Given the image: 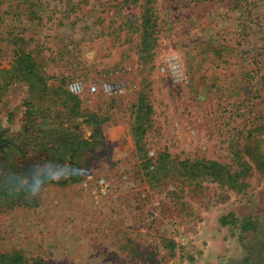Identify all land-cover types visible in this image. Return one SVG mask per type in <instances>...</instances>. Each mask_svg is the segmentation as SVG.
Here are the masks:
<instances>
[{
    "label": "rangeland",
    "instance_id": "374dc122",
    "mask_svg": "<svg viewBox=\"0 0 264 264\" xmlns=\"http://www.w3.org/2000/svg\"><path fill=\"white\" fill-rule=\"evenodd\" d=\"M146 3L0 0V134L17 136L30 104L41 111L30 133L61 123L91 143L79 156L88 162L82 179L47 183L36 206L1 208L0 254L46 264H228L260 236L242 228L264 224V0ZM146 8L157 42L142 55L136 25ZM28 63L45 84L32 82ZM73 80L97 86L76 114L58 91ZM102 82L122 92L104 94ZM140 98L150 113L137 140ZM93 112L105 120L95 123ZM162 154L175 161L165 172ZM198 159L232 172L245 163L246 186L178 174L177 162Z\"/></svg>",
    "mask_w": 264,
    "mask_h": 264
},
{
    "label": "trees",
    "instance_id": "16d2710c",
    "mask_svg": "<svg viewBox=\"0 0 264 264\" xmlns=\"http://www.w3.org/2000/svg\"><path fill=\"white\" fill-rule=\"evenodd\" d=\"M153 0H146V5H149ZM201 1V0H197ZM140 22L136 25V29L139 31V52L140 54H146L148 51H151L157 42L156 38V16L154 11H150L149 8H146L139 16ZM29 58L30 53L25 54ZM141 57V56H140ZM35 67L34 63H28L27 68L30 70L33 75V83L45 84L44 77L38 72H34L33 68ZM30 90L32 88L30 87ZM58 91H61L62 96H65V100L71 101L73 105L68 108L69 112L76 114L80 111L81 97L72 94L67 89L59 88ZM29 103V102H28ZM30 105V104H29ZM27 105V114L28 119L22 125L17 136L10 139L4 138L0 134V211L2 207L13 208L19 206H36L38 205V197L36 198H26L23 193H12L9 190L8 185V174H29L32 170V167L37 164V156L41 152L47 153L46 161H54L63 164H70L78 169L77 174L60 180V184H66L68 182L78 181L82 179L85 171L83 168L84 165L79 162L80 153L90 148L91 143L88 140L78 138L70 128L65 127L61 123L57 127L44 126L40 129L36 128L33 133L29 131L35 126L34 124H29L31 120H35L32 115L38 114L41 111L35 109L34 107H29ZM64 105V104H63ZM65 106V105H64ZM136 117L134 120V136L137 140L141 139L144 131V120L148 117L150 113L149 104L140 98L137 104H135ZM95 123H100L104 121L105 118H99L96 113H89ZM37 116V115H36ZM44 119L45 115H43ZM48 123V122H46ZM43 124V123H42ZM239 157L240 154L236 152ZM67 157L68 163L62 162L64 157ZM82 155V154H81ZM66 160V159H65ZM88 163V162H87ZM84 167H86L88 164ZM148 163L147 162L145 164ZM175 164L174 159H170L168 154H162L160 159V164L158 165L161 171L165 172L169 164ZM179 168L177 169L178 174L186 179H195L198 177H210L213 180L220 182L222 185H226L232 189H243L246 186V181L243 179L247 166L245 163L240 162V169L232 172L230 167L226 164L219 163L216 161H206V160H184L177 162ZM252 228L253 233L256 231L259 232V235H256L252 241H250L245 246V255L239 262H234L232 260L228 264H264V224L252 223L250 221L245 222L242 230ZM170 244H173V240H169ZM0 259H6V264H46L40 259L35 260H26L21 255L15 253L12 257L5 256L0 254Z\"/></svg>",
    "mask_w": 264,
    "mask_h": 264
},
{
    "label": "clouds",
    "instance_id": "9594fccd",
    "mask_svg": "<svg viewBox=\"0 0 264 264\" xmlns=\"http://www.w3.org/2000/svg\"><path fill=\"white\" fill-rule=\"evenodd\" d=\"M78 169L70 164L54 161L35 164L29 174H8L9 190L12 193H23L26 198H36L50 182H58L77 174Z\"/></svg>",
    "mask_w": 264,
    "mask_h": 264
},
{
    "label": "built area",
    "instance_id": "2783aa9c",
    "mask_svg": "<svg viewBox=\"0 0 264 264\" xmlns=\"http://www.w3.org/2000/svg\"><path fill=\"white\" fill-rule=\"evenodd\" d=\"M136 84H132L131 88H136ZM101 91L102 93H106L107 95H113V93L117 94V93H121L122 92V86H118L117 88H115V90L112 89V85L111 83H107V82H102L101 83ZM68 90L69 92H71L74 95H77L79 97H82L84 95V93H95L97 92V86L95 84H84L82 81L80 80H73L68 84ZM99 186H100V190L99 193L104 195L107 193V184L105 183V181L103 180V178L100 179L99 181Z\"/></svg>",
    "mask_w": 264,
    "mask_h": 264
},
{
    "label": "crops",
    "instance_id": "0c3cea01",
    "mask_svg": "<svg viewBox=\"0 0 264 264\" xmlns=\"http://www.w3.org/2000/svg\"><path fill=\"white\" fill-rule=\"evenodd\" d=\"M193 205V204H192ZM189 206V205H188ZM211 208V207H210ZM210 208L208 209V210H210ZM212 209V208H211ZM207 210V211H208ZM223 211V210H222ZM203 212H205V211H203ZM202 212V213H203ZM222 215V214H221ZM218 240H220V239H218ZM201 241V240H200ZM207 241V243H209V244H213L214 243V239H210V240H206ZM198 241H196V243H197ZM225 249H227V248H225ZM209 256V255H208ZM228 257H231V255L230 254H228ZM221 258H223V257H221Z\"/></svg>",
    "mask_w": 264,
    "mask_h": 264
}]
</instances>
